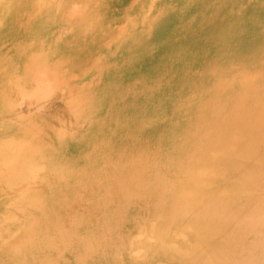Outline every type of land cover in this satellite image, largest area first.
I'll list each match as a JSON object with an SVG mask.
<instances>
[{
    "label": "rangeland",
    "instance_id": "obj_1",
    "mask_svg": "<svg viewBox=\"0 0 264 264\" xmlns=\"http://www.w3.org/2000/svg\"><path fill=\"white\" fill-rule=\"evenodd\" d=\"M91 1L0 0V80L4 84L8 82L6 74L11 71L15 62L24 61L20 58H15L18 51L15 47L20 46L21 51H18V53L21 56H26L27 53H31L30 50L33 44L38 42L50 44L57 42L60 37L65 35L67 27L75 24V21L81 16L86 17L89 15L90 7H94V3L108 7L106 8V13L108 14L102 11L101 18L104 17V20H106L108 15L107 23L115 34V40L111 47H107L104 42L93 41L91 40L92 38H88V41L91 40L89 44L81 43L76 37L71 35V38L68 39L67 47L70 46L67 50L68 52H62L63 58H65L66 63L68 62V70L65 76L63 73L54 70V63L48 58H45L44 61L37 59L26 61L23 69L20 67L13 73L14 78H12L11 82L14 84L16 81H21L23 82L21 85L26 84L25 86L27 87L22 86L20 90L18 88L15 89L17 92L15 93L14 91V102L22 98L20 100L24 106L22 113H24L27 125L41 126L38 128L39 130L37 129L38 134L35 135L17 129L3 132L0 136V143L6 146L5 153H11L22 144L31 142L35 137L48 138L53 134L52 131L61 134L63 136L61 141L67 144L63 148H56L57 150L65 149L63 154L58 151V154L47 155L46 159L37 158L39 162H42H40L43 166L40 170L42 176L45 172L48 176H51V171V179L43 183L34 184L35 186H32L34 188L29 190L21 189L15 193L12 191L11 186H8L12 185V183L7 184L0 180V264H121V262L122 264H158L155 262L159 260L165 261V264H176L178 262L179 264H196V262H200L199 264H213V261L214 264L219 261V264H227L228 262V264H232L235 263L233 260L238 257L237 261L241 262L239 264H242V261L244 264L247 261L245 258H250L248 257V252L253 253V256L255 254L253 243L257 239L256 232L254 234L250 231L253 229L247 226L243 229V225L240 222L238 223L237 220L230 222L235 217V211L234 213H228V215L225 214L223 218L224 214L222 212L220 215L214 213L215 207L217 205L219 207H227V204H229L228 207L231 206L237 209L238 205L239 207H244L250 205L253 200L254 203L252 204H261L264 207V182L259 186V189L258 186L255 189L252 186L251 189L246 188L247 190L250 189L249 191L244 192L246 189L242 190L243 193H250L252 196L241 194V191L233 194L231 192L239 184L240 180L238 179L240 178H237L233 186L231 182L223 183L217 179H213L214 182H212L210 178L199 176L198 168H206L209 163L196 149L207 148L209 150L211 148L212 152L216 154L215 160L217 164L213 162L212 165L213 167L214 165L216 166L214 169L217 173L221 172V169L228 167V174L226 173L228 171L224 172L223 170L222 172L228 176L231 174L229 177L236 175L235 169L230 165L234 159L229 161L234 156L228 153L231 156L229 157L227 155L228 148L226 149L227 151L223 149L224 141L219 139L221 130L216 126L220 127V129H227L223 140L229 137L225 141H233L236 137H239V132L233 125L235 117H238L243 112L253 110L264 96L262 95L261 97L262 90L264 94V83L262 82L264 79V65L260 67L257 62L245 61L243 59L244 52L235 41L236 34L239 36L241 33L246 35H264V0H234V2L233 0H94V3H91ZM229 9L232 10L229 11ZM22 11L23 13H21ZM211 18L212 20H210ZM26 19L29 21H26ZM89 33L93 32L90 31ZM131 33L134 34V38L130 35ZM135 34L138 35L136 36L137 41L139 37L138 42L135 40ZM128 37L129 39H127ZM125 40L128 41L126 42ZM137 45L140 46L137 47ZM134 46L136 49L132 48ZM87 58L89 59L88 62ZM262 61H260L261 64L263 63ZM31 66H35V68L30 69ZM94 66H99V68L95 69ZM118 74L122 75L123 79ZM110 75H113L112 79L116 84L113 83ZM23 78L25 79L23 80ZM261 78L260 83L259 79ZM257 80L258 82H256ZM8 85L11 86V83ZM84 88L91 90L89 93L86 91L85 95L87 96L85 98H79L81 100L80 106L83 109L90 103V100L87 99L89 96L99 94L92 107L96 108L91 111L92 116H86L87 118L85 117L79 124L78 115L80 112L77 110L72 116L70 111L73 98H78ZM93 88L98 91L91 93L92 90L94 91ZM103 88L104 90H102ZM229 88L230 90H228ZM25 89L28 92L29 90L30 92L33 91L30 93L32 96L29 94L30 96L27 99L21 96L26 91ZM214 89L216 91L212 92ZM229 93L232 95H229ZM23 99H26V102ZM28 99L30 102L27 101ZM206 101L210 105L212 101H215L216 105L212 103L211 107L208 105L205 110ZM216 101L221 103L217 104ZM228 104L234 107L232 108ZM251 105L255 107H251ZM27 106L30 109H27ZM249 108L252 109L249 110ZM27 110L28 113L26 112ZM219 110L220 112H218ZM214 112L216 116H213ZM220 116H222L221 120L223 119L221 122ZM213 117H218L216 119L220 123L217 122V125H215L217 120H214ZM29 120H31V124ZM198 120L199 124L197 126ZM213 121H215L214 124ZM33 123L36 124L33 125ZM206 125H208V129L205 127ZM251 132L253 133H247V137L250 134L254 137L251 140L258 138V136L260 137V133L257 131ZM194 134H197L198 138ZM194 136L195 139H193ZM213 137L216 141L214 140L211 145ZM243 137L248 139L243 133L239 140H245ZM182 139L186 140L183 142ZM188 140L189 143L186 142ZM251 140L246 142V144L243 141L245 145L241 142L238 143L243 144L245 147ZM51 141L54 142V147L60 145L59 140L55 136L52 137ZM192 141H195V143ZM55 143L57 144L55 145ZM179 143L182 144L179 151L173 149ZM217 143L220 145H217ZM238 143L235 147L236 149L240 148ZM224 146L226 147V145ZM54 147L51 149L52 151ZM240 150L238 149V151ZM220 155L226 156V158H223L225 161L227 159L228 162H224L222 157L221 161ZM43 158L45 157L43 156ZM192 163L196 166L194 172L197 173L187 171L188 166ZM221 164H224V168L221 167ZM62 168L63 172L60 171ZM74 170H77V172L75 173ZM163 178L166 179L165 183ZM201 178L206 184L201 181ZM158 180L159 182H157ZM168 180L172 182H168ZM185 180L192 183H188ZM211 182L214 184L212 185ZM156 183H159L158 189L155 188L157 186ZM169 183H172V186ZM161 184L165 185L162 186ZM188 184L190 187L186 188ZM191 185H193L194 189ZM166 186L170 189L169 193H167L168 188ZM216 186L221 189L218 193ZM227 186L230 189H227ZM151 188L154 192L151 191ZM203 188L205 190L208 188V190H200ZM155 189L156 191L158 190V195ZM172 189L174 193H172ZM251 190H254L253 193H251ZM221 191L224 192L223 196L220 193ZM199 192H202V196ZM213 192H216L217 195L220 194L219 196L222 200L224 195L227 197L229 194L228 198L234 200L232 202V200L226 198L221 202V199H217L219 196L213 194ZM166 194L168 195L166 196ZM169 194H174L173 199V195L170 196ZM198 194L200 195L199 198ZM164 195L165 198H163ZM187 195H191L192 198L186 200ZM157 197L159 198L158 200ZM252 197L255 199H252ZM16 199L21 201L23 205L17 206L14 202ZM151 199H154V201ZM245 199L247 201L249 199L248 203ZM163 200H167L165 204H163ZM244 202L245 204H243ZM159 203L163 205V210ZM173 205L174 207L171 208ZM158 206H161L160 209L157 208ZM153 207L155 208L153 209ZM219 207L217 206V208ZM205 208L210 210L206 209L205 213L203 210ZM160 210L162 211V216L160 215L162 220L157 215ZM168 210H173V213L170 211L171 213L169 212L168 214ZM163 214H168V217L166 215V220L169 218L168 221L170 223L168 221V224L165 223L166 220L163 219L165 215L163 217ZM171 215L172 218H170ZM227 216L228 220H225ZM178 218L181 219L177 220ZM199 218H201V221ZM209 218L215 220V223L209 224V226L214 224L211 228L207 227L208 221H211ZM153 220L155 222L156 220L160 221L159 225L158 222L156 224ZM203 220L206 221L201 225ZM218 220H222L221 224ZM177 222L178 225L176 224ZM163 223L165 225H162ZM217 223H219L218 228L216 226ZM139 224L141 228H139ZM232 224L233 226L231 227ZM154 225L156 229H158V226L166 228H163L162 232L160 230L161 233H159V230H155ZM220 225L227 226L226 228L230 226L228 229L231 228V233L235 232L234 234H236L237 232L238 240H235L237 238L235 235V239L231 241L227 237L229 231L223 226L220 227ZM206 227L212 229L209 236L212 235L215 228V231H218L219 227L223 231H218V233L220 232L219 234L217 233L219 236L215 235L216 231L214 232L215 234L213 233L214 237L209 238L211 242L208 247H212L210 248L212 251L209 250L211 253L204 256L203 259L194 261L195 259L192 258H194L195 254L192 250L189 251L186 248L187 241L190 239L187 237L193 236L197 231L202 233L203 230V234L204 232L207 234ZM173 229H175L176 233H173ZM248 229L249 232L247 231ZM244 230L248 233L246 234ZM180 232L184 233L186 238H181ZM242 232L243 235H246L247 240H245V236V238L241 237L243 236ZM140 234L144 236V239L140 238L142 237ZM132 235L136 236L133 237ZM176 235L180 237L176 238ZM225 235L228 241L226 237H224V240L223 238H218ZM214 238L215 241L219 239H221L219 241H223L224 246L222 245V249H220V244L222 243L212 241ZM148 239L150 240L149 246L146 245ZM224 242H228V245L226 244L227 247ZM230 242L233 245L236 244V247L239 244V248L242 246L244 248L234 251ZM152 244L155 245V249ZM212 244H214L215 248H213ZM169 245H172V247ZM134 246L136 249L140 248V250H143L139 253L140 250L134 249ZM158 246L159 249H157ZM235 246H233L234 249H236ZM152 247L153 251L151 250ZM177 248L179 249L177 250ZM223 248H226L227 252ZM245 248L249 250L247 253L243 252L241 260L238 255L240 253L242 256L241 250L245 251ZM167 249L168 253L166 255ZM219 249L223 250L222 253ZM185 250L186 252H184ZM187 250L190 254L189 256L186 254ZM157 251L159 254L156 253ZM173 251L175 254H172ZM213 251L214 253H212ZM218 251L219 253H217ZM178 252L180 253L179 255ZM190 252L193 253V256ZM224 252H226V255L230 252V256L222 255ZM127 253L129 254L127 255ZM162 253L163 255H161ZM250 254L249 256H251ZM219 255L220 257L224 256L227 261L228 257L234 258H229L230 260L227 262L222 257L225 260L224 262L222 259L220 260ZM149 256L150 258H148ZM166 256L170 257L166 259ZM171 256L175 258L173 259ZM213 256H217V258ZM208 258L211 259L209 260ZM214 258L218 261L214 260ZM172 259L173 261L171 262L170 260ZM148 260L150 261L149 263L147 262ZM244 260L246 261L244 262ZM189 261L192 262L190 263Z\"/></svg>",
    "mask_w": 264,
    "mask_h": 264
},
{
    "label": "bare ground",
    "instance_id": "obj_2",
    "mask_svg": "<svg viewBox=\"0 0 264 264\" xmlns=\"http://www.w3.org/2000/svg\"><path fill=\"white\" fill-rule=\"evenodd\" d=\"M13 1V0H12ZM23 1V0H22ZM225 1V0H224ZM223 1V2H224ZM105 2V1H104ZM149 2V1H148ZM233 2H234V0H233ZM60 3V2H59ZM91 3H94V0H92L91 1ZM144 3V2H143ZM221 3V2H220ZM228 3V2H227ZM231 3V2H230ZM241 3V2H240ZM54 4V3H53ZM235 4V3H234ZM236 4H238V3H236ZM33 5V4H32ZM49 5V4H48ZM47 5V6H48ZM70 5V4H69ZM94 7H90L91 9H90V13H89V15L88 16H86V17H83V16H81L79 19H77L76 21H75V24H71V27H67L66 28V30H65V35L63 36V37H60L58 40H57V42H56V44H55V42H53V43H44V42H38V43H36V44H33L32 46V49L30 50L31 51V53L30 54H26V56L25 55H23V56H21L20 55V53H18V51H21V49L19 48L20 46H17V47H15V49L16 50H18L17 51V53H16V55H15V58H20L21 60H24V61H21V62H15V65L12 67V69H11V71L8 73V74H6L7 75V77H6V79H8V82L6 83V84H4L3 83V81H1L0 80V136L2 135V133L3 132H6V131H14V130H22V131H24V132H29V133H32L33 135H35V134H38L37 133V129L41 126V125H34V124H36V123H33V125L34 126H29V125H27L26 124V121H25V117H24V113H22V111H23V102H21L20 100L22 99H19V101H17V102H14V91H15V93L17 92L15 89L16 88H18L19 90H20V88H22V86H24V87H26L25 85L26 84H24V85H21L23 82H21V81H16L14 84L11 82V80H12V78H14V72H16L20 67L23 69V66H24V64H25V62L26 61H29V60H32V59H37V60H41V61H44L45 60V58H48V59H50L51 61H53V63H54V66H53V68H54V70L55 71H58V72H61V73H63L64 74V76H65V74H66V71L68 70V62L66 63V61H65V58H63V54H62V52L64 53V52H68L67 50H68V48L70 47H67V45H68V39L69 38H71L70 36L71 35H73L74 37H76L77 39H78V41H80L81 43H85V44H89L90 42H91V40H93V41H101V42H104L105 43V45H107V47H111L112 46V44H113V42H114V40H115V34H114V32L113 31H111V26L110 25H108V23H107V21H108V15H107V17H106V20H104V17L103 18H101V15L103 14L102 13V11H104L105 12V14H108V13H106V8H108L107 6H104V5H100V4H95L94 3ZM225 5H226V2H225ZM229 5V4H228ZM242 5V4H241ZM240 5V6H241ZM65 6V5H64ZM217 6V5H216ZM19 7V6H18ZM32 7V6H31ZM238 7V6H237ZM22 8V7H21ZM21 8H20V11H21ZM64 8V7H63ZM224 8V7H223ZM16 9V8H15ZM62 9V8H61ZM216 9H217V7H216ZM222 9V8H221ZM28 10V9H27ZM63 10V9H62ZM226 10V9H225ZM232 10V9H231ZM230 9H229V11H231ZM11 11V10H10ZM16 11V10H15ZM215 11V10H214ZM30 12V11H29ZM225 12V11H224ZM224 12H221V13H224ZM227 12V11H226ZM233 12V11H232ZM235 12V11H234ZM21 13H23V11L21 12ZM20 13V14H21ZM16 15H17V13H15ZM229 14V13H228ZM8 15V14H7ZM31 15V14H30ZM51 16V15H50ZM68 16V15H67ZM66 16V17H67ZM104 16V15H103ZM17 17V16H16ZM36 17V16H35ZM52 17V16H51ZM54 17V16H53ZM221 17V16H220ZM19 18V17H18ZM30 18V17H29ZM61 18H63V17H61ZM17 19V18H16ZM35 19V18H34ZM52 19V18H51ZM50 19V20H51ZM64 19V18H63ZM19 20V19H18ZM25 20V19H24ZM49 20V21H50ZM55 20V19H54ZM210 20H212V18L210 19ZM209 20V21H210ZM26 21H29V20H27L26 19ZM25 21V22H26ZM66 21V20H65ZM109 21H110V19H109ZM116 21V20H115ZM14 22H15V20H14ZM58 22H60V21H58ZM68 22V21H67ZM220 22H222L221 20H220ZM23 23V22H22ZM112 23H113V21H112ZM211 23H212V21H211ZM231 23V22H230ZM234 23V22H233ZM52 24V23H51ZM54 24V23H53ZM64 24V23H63ZM206 24H208V23H206ZM232 24V23H231ZM27 25V24H26ZM48 25V24H47ZM46 25V26H47ZM227 25V24H226ZM225 25V26H226ZM14 27H15V25H13ZM59 26V25H58ZM232 26H234V25H232ZM2 27V26H1ZM25 27H27V26H25ZM24 27V28H25ZM37 27V26H36ZM40 27V26H39ZM62 27V26H61ZM229 27V26H228ZM22 28V27H21ZM227 28V27H226ZM15 29V28H14ZM232 29H233V27H232ZM17 30V29H16ZM15 30V31H16ZM26 30V29H25ZM35 30V29H34ZM21 31H22V29H21ZM38 31V30H37ZM90 31H92L93 33H89ZM122 31V30H121ZM141 32V31H140ZM139 32V33H140ZM25 33V32H24ZM34 33V32H33ZM115 33H116V31H115ZM136 34H138V33H136ZM135 34V40L137 41V37L136 36H138V35H136ZM132 37L134 36V34L133 33H131L130 34ZM40 36V35H39ZM56 36V35H55ZM58 36V35H57ZM128 36V35H127ZM126 36V37H127ZM140 36V35H139ZM231 36V35H230ZM17 37V36H16ZM19 37H20V35H19ZM28 37V36H27ZM131 37V38H132ZM33 38V37H32ZM88 38H92L91 40H89L88 41ZM134 38V37H133ZM230 38V37H229ZM22 39V38H21ZM127 39H129V37L127 38ZM131 40V39H130ZM143 40V39H142ZM141 40V41H142ZM30 41V40H29ZM33 41V40H32ZM126 41V40H125ZM128 41V40H127ZM126 41V42H127ZM138 41H139V37H138ZM137 41V42H138ZM235 41H236V43H237V45L240 47V49L244 52V60L245 61H247V62H250V61H254V62H257V64L261 67L262 65H264V60L262 61V58H263V52H264V35H258V34H250V35H246V34H243V33H241V35L239 36V35H237L236 34V36H235ZM96 42V43H97ZM55 44V45H54ZM100 44V43H99ZM140 46V45H139ZM138 45H137V47H139ZM67 47V48H66ZM100 47V46H99ZM104 47V46H103ZM22 48V47H21ZM130 48V47H129ZM132 48H135V46L134 47H132ZM217 48V47H216ZM96 49V48H95ZM120 49V48H119ZM127 49V48H126ZM136 49V48H135ZM233 50V49H232ZM94 51V50H93ZM108 51V50H107ZM120 51V50H119ZM29 52V51H28ZM5 54V53H4ZM23 54V53H22ZM91 54V53H90ZM221 54V53H220ZM105 55H106V53H105ZM118 55H119V53H118ZM2 56V55H1ZM78 57V56H77ZM87 57V56H86ZM89 57H91V56H89ZM88 59V58H87ZM101 60H103V59H101ZM16 61V60H15ZM89 61V59L87 60V62ZM223 61V60H222ZM260 61H262L263 63L261 64L260 63ZM86 62V63H87ZM116 62V61H115ZM18 63V64H17ZM223 63V62H222ZM75 64V63H74ZM96 64V63H95ZM112 64V63H111ZM116 64V63H115ZM114 65V64H113ZM112 65V66H113ZM83 66V65H82ZM115 66V65H114ZM91 67H92V65H91ZM91 67H89V68H91ZM32 68H35V66H31L30 67V69H32ZM94 68L95 69H98L99 68V66H94ZM81 69V68H80ZM84 70V69H83ZM82 70V71H83ZM21 71V70H20ZM82 71H81V73H82ZM84 71H86V70H84ZM88 73V72H87ZM20 75V74H19ZM76 75V74H75ZM88 75H90V74H88ZM0 76H1V74H0ZM112 76L113 75H110V77H111V79H112ZM118 76L121 78V79H123V77H122V75H120V74H118ZM19 78V77H18ZM22 78V77H21ZM25 78H23V80H24ZM108 79V78H107ZM16 80V79H15ZM19 80H20V78H19ZM37 80H39V79H37ZM73 80V79H72ZM261 80H262V78L261 79H259V81H260V83H261ZM53 81V80H52ZM112 81H113V83L114 84H116V82L112 79ZM11 83V86L10 85H8V84H10ZM25 82V81H24ZM37 82H39V81H37ZM183 82V81H182ZM218 82V81H217ZM256 82H258V80L256 81ZM263 83H264V79H263V81H262ZM41 83V82H40ZM170 83V82H169ZM216 83V82H215ZM36 84V83H35ZM214 84V83H213ZM238 84V83H237ZM236 84V85H237ZM257 84H259V83H257ZM37 85V84H36ZM46 85V84H45ZM232 85H233V83H232ZM246 85V84H245ZM42 86H43V84H42ZM86 86V85H85ZM234 86V85H233ZM244 86V85H243ZM255 86V85H254ZM258 86V85H257ZM263 86V85H262ZM23 87V88H24ZM40 87V86H39ZM91 87V86H90ZM217 87V86H216ZM215 87V88H216ZM240 87V86H239ZM238 87V89H240V91H242L241 90V88H239ZM27 88V87H26ZM49 88V87H48ZM254 87H252V89H253ZM34 88H32V90H33ZM94 89V91L92 90L91 91V93H96L98 90L96 89V88H93ZM181 89V88H180ZM217 89V88H216ZM219 89V88H218ZM232 89H234V88H232ZM243 89V88H242ZM252 89H251V92H252ZM264 89V88H263ZM21 90H23V89H21ZM26 91H24L23 93V95L21 94V96L23 97V98H26L27 99V97H29L31 94L30 93H32L33 91H35V90H33L32 92H30V90H29V92H28V90L27 89H25ZM90 90L91 89H89V88H84L81 92H80V96L78 97V98H73V101H72V106H71V111H70V113L72 114V116L77 112V110L80 112V114L78 115V123L80 124V122L83 120V119H85V117L87 116H92V113H91V111H94L96 108H92L93 107V104H94V102L96 101V99L98 98V94L99 93H97V94H95V95H91V96H89L87 99L88 100H90V105L89 104H87L86 106H85V109H83L81 106H80V102H81V100L79 99V98H81V97H83V98H85L87 95H85V93H86V91H87V93H89L90 92ZM97 90V91H96ZM102 90H104V88L102 89ZM222 90V89H221ZM228 90H230V88L228 89ZM253 90H255V89H253ZM216 90L214 89V91H212V92H215ZM226 91V90H225ZM237 91V90H236ZM256 91V90H255ZM40 92H41V90H40ZM250 92V91H249ZM12 93V94H11ZM27 93V94H26ZM262 93V94H261ZM260 94H261V97H262V95H264L263 94V90H262V92H261ZM30 94V95H29ZM51 94V93H50ZM229 95H232V94H230L229 93ZM237 95H239V94H237ZM237 95H235V96H237ZM254 95V94H253ZM256 95V94H255ZM32 96V95H31ZM177 96V95H176ZM175 96V97H176ZM180 96V95H179ZM178 96V97H179ZM234 96V95H233ZM232 96V97H233ZM252 96V95H251ZM40 97V96H39ZM48 97H50V96H48ZM229 97V96H228ZM19 98H20V93H19ZM37 98V97H36ZM177 98V97H176ZM25 99V100H26ZM179 99H181V98H179ZM207 99H209V98H207ZM214 99H216V98H214ZM226 99V98H225ZM224 99V100H225ZM24 100V99H23ZM24 100V102H26ZM37 100V99H36ZM175 100H177V99H175ZM210 100V99H209ZM212 100V99H211ZM223 100V99H222ZM27 101H29V99L27 100ZM44 101V100H43ZM230 101V100H229ZM254 101V100H253ZM30 102V101H29ZM47 102V101H46ZM217 102V104L218 103H221V102H218V101H216ZM224 102V101H223ZM225 102H226V100H225ZM36 103V102H35ZM209 102L208 101H206V103H205V110L207 109V107H208V105H210V103L208 104ZM212 103L213 104H215V101L213 102L212 101ZM212 103H211V105H212ZM230 103V102H229ZM252 103V102H251ZM254 104V103H253ZM252 104V105H253ZM27 105V104H26ZM33 105V104H32ZM211 105H210V107H211ZM216 105V104H215ZM228 105H231V104H228ZM233 105H235V104H233ZM251 105V107H255V106H252ZM232 106V105H231ZM230 106V107H231ZM234 106H232V108H233ZM238 107V106H237ZM29 107L27 106V109H28ZM32 108V107H31ZM203 108H204V106H203ZM212 108H214V109H216L215 107H212ZM219 108H220V106H219ZM236 108V107H235ZM30 109V108H29ZM42 109V108H41ZM209 109V108H208ZM250 109H252V108H249V110ZM69 110H70V107H69ZM140 110V109H139ZM204 110V111H205ZM225 110V109H224ZM227 110H228V106H227ZM231 110V109H230ZM34 111V110H33ZM38 111H39V109H38ZM210 111H212L211 109H210ZM25 112V111H24ZM27 113H28V110L26 111ZM37 112V111H36ZM78 112V113H79ZM173 112V111H172ZM171 112V113H172ZM218 112H220V110L218 111ZM217 112V113H218ZM228 112V111H227ZM226 112V113H227ZM231 112V111H230ZM26 113V114H27ZM213 113V112H212ZM26 114H25V116H26ZM36 114V113H35ZM216 113L214 112V115L213 116H216L215 115ZM231 114V113H230ZM27 115H29V114H27ZM31 115V114H30ZM37 115V114H36ZM173 115V114H172ZM203 115H205V114H203ZM218 116V115H217ZM224 116H226L225 114H224ZM224 116H223V118H224ZM29 117V116H28ZM86 117V118H87ZM221 117L222 116H220L219 117V119H220V122L223 120H221ZM237 117V116H236ZM235 117V120H233L234 121V123H233V125H234V127L236 128V130H237V132H239V137H242V135H243V133H244V135H245V137H247V133L248 132H250V133H253V132H251V131H257L258 133H260V137L258 136V138H256V139H254V140H251V138L253 137L251 134V137H247L249 140H251V142L249 143V144H247L245 147H244V145L246 144V142H249V140L248 139H246V138H244L245 140H243V141H245L244 143H243V141L241 140H239V137H236L233 141H225L227 138H229V137H227V136H229L228 134H227V138L225 139V140H223L224 138H225V135H226V132H227V129L225 128V126H224V128L225 129H223L222 127V129H220V127H218V126H216L219 130H221L220 132H219V139H222V141H224V144L222 145V147H223V149L224 150H226L227 148H228V152H227V155L229 156V157H231V156H234L232 159L230 158L229 159V161H231V160H233L232 162H231V166L235 169L234 171H235V173H236V175H234V176H231V177H229L227 174L229 173V171L227 170V168L228 167H226V168H224V164H221V167L222 168H224V169H221V172L224 170V172H226V171H228V172H226L227 174H225L224 172H219V173H217V171L214 169V167H216L215 165H214V167H213V162H215L216 164H217V162H216V160H215V157H216V154H215V152H212V150H211V148L208 150L207 148H203L202 150L201 149H196V151H199V153L205 158V160H207V162L209 163L207 166L208 167H206V168H201V167H199L198 168V171L197 172H199L198 174H199V176H201V177H203V178H210L211 179V181L212 182H214V180L213 179H217V180H219V181H222L223 183L225 182V183H229V182H231V184H233V186H234V182L235 181H237V178L239 177L240 179H238V180H240V182H239V184L235 187V189L231 192V193H233V194H235L236 192H238V191H241L242 193L241 194H246V193H243V191L242 190H244V189H246L247 187L248 188H250L251 189V187L252 186H254V189L256 188V186H258V189H259V186L260 185H262V183L264 182V96L260 99V102L258 103V105H257V107H255V108H253V110H251V111H249V112H243V113H241V114H239V116L236 118ZM201 118V117H200ZM202 118H203V116H202ZM214 118V120L216 119V118H218V117H213ZM212 118V119H213ZM229 118V117H228ZM30 119H32V118H30ZM202 120V119H201ZM201 120H200V122H201ZM206 120V119H205ZM217 120V119H216ZM30 121V124L32 123L31 122V120H29ZM36 121V120H35ZM204 121V120H203ZM207 121V120H206ZM205 121V122H206ZM61 122V121H60ZM205 122H203V123H205ZM210 122V121H209ZM214 122L215 121H213V124H214ZM217 122H218V120L216 121V123H215V125H217ZM220 122H218V123H220ZM64 123V122H63ZM70 123V122H69ZM128 123V122H127ZM211 123H212V121H211ZM198 124H199V120H198V123H197V126H198ZM207 124V123H206ZM209 124V123H208ZM125 125V124H124ZM203 125V124H202ZM202 125H200V126H202ZM222 125H223V123H222ZM194 126V125H193ZM207 126L208 125H206L205 127L207 128ZM127 127H128V125H127ZM160 127V126H159ZM163 127H165V126H163ZM231 127V126H230ZM60 128V127H59ZM123 128H124V126H123ZM200 128V127H199ZM205 128V129H206ZM62 129V128H61ZM126 129V128H125ZM198 129V128H197ZM208 129V128H207ZM39 130V129H38ZM210 130H211V128H210ZM57 131H59V130H57ZM142 131V130H141ZM141 131H140V133H141ZM144 131V130H143ZM205 131V130H204ZM230 131H232V130H230ZM53 132V134L52 135H50V137H48V138H45V137H39V138H34L31 142H28V143H25V142H23V143H25V144H22L21 146H19V147H17L15 150H13L11 153H5V149H6V146L5 145H1V143H0V180H2V181H4V182H6L7 184H11L12 183V185H8V186H11V189H12V191H14V193L15 192H18L19 190H21V189H23V190H29V189H31V188H34V187H32L34 184L36 185L37 183H39V182H41V183H43L44 181H46V180H48V179H51L52 178V172L50 171V173H51V176H48V174L45 172V174L42 176V173L40 172V170H41V168L43 167L42 166V164H40V162L37 160V158L38 157H42V159H46V156L47 155H50V154H58V151L60 152V154H63L64 152H65V149L64 150H57L56 148L57 147H61V148H63L67 143L65 142H62L61 141V138L63 137V136H61V134H59V133H56V132H54V131H52ZM166 132H168V131H166ZM202 132V131H201ZM229 132V131H228ZM208 133V132H207ZM246 133V134H245ZM257 133V134H258ZM116 134V133H115ZM114 134V135H115ZM189 134V133H188ZM198 134V133H197ZM196 134V135H197ZM200 134V133H199ZM216 134H217V131H216ZM24 135V134H23ZM162 135H163V133H162ZM195 135V134H194ZM195 135V136H196ZM25 136V135H24ZM53 136H55L58 140H59V144L60 145H57V146H55L54 147V142H52L51 140H52V137ZM195 136H194V138L193 139H195ZM208 136V135H207ZM206 136V137H207ZM27 137H28V135H27ZM197 138H198V136H196ZM19 138V137H18ZM25 138V137H24ZM31 138V137H30ZM66 138V137H65ZM116 138V137H115ZM125 138V137H124ZM152 138V137H151ZM158 138V137H157ZM162 138V137H161ZM254 138V137H253ZM20 139V138H19ZM25 139H27V138H25ZM126 139V138H125ZM159 139V138H158ZM212 139V138H211ZM22 140V139H21ZM121 140V139H120ZM183 140V139H182ZM184 140H186V139H184ZM184 140H183V142H184ZM214 140H215V138L213 137V142H211V145L214 143ZM248 140V141H247ZM27 141H28V139H27ZM110 141V140H109ZM112 141V140H111ZM116 141V140H115ZM196 141V140H195ZM195 141H192V142H194L195 143ZM198 141H200V140H198ZM216 141V140H215ZM186 142H188L189 143V140L188 141H186ZM238 142H241V143H243V144H239ZM113 143H114V141H113ZM181 143V142H180ZM179 143V145L178 146H176V147H173V149H176L177 151H179V148H180V145L182 146V144H180ZM222 143V142H221ZM237 143H238V146H240V148L238 147L237 149L235 148L236 147V145H237ZM57 143H55V145H56ZM186 144V143H185ZM209 144V143H208ZM219 143H217V145H218ZM107 145H108V143H107ZM192 145V144H191ZM207 145V144H206ZM220 145V144H219ZM224 145H226V147L224 146ZM241 145H243V146H241ZM186 146V145H185ZM205 146V145H204ZM209 146V145H208ZM54 147V150L52 151L51 149ZM104 147V146H103ZM107 147V146H106ZM200 147H201V145H200ZM202 147H203V145H202ZM217 147V146H216ZM99 148L101 149V147L99 146ZM192 148H194V147H192ZM221 148V147H220ZM238 149H241L240 151H238ZM51 150V151H50ZM105 150V149H104ZM187 150H188V147H187ZM186 150V151H187ZM191 150V149H190ZM218 150H220L219 148H218ZM221 151H223L222 149H221ZM227 151V150H226ZM93 152V151H92ZM104 152V151H103ZM225 152V151H224ZM121 153V152H120ZM185 153V152H184ZM197 153V152H196ZM195 153V154H196ZM226 153V152H225ZM231 155H229V154ZM173 154V153H172ZM199 154V155H200ZM222 154V153H221ZM189 156H190V154H188ZM187 155V156H188ZM225 155V154H224ZM237 155V157H235ZM43 156L45 157V158H43ZM180 157V156H179ZM178 157V158H179ZM191 157H192V155H191ZM190 157V158H191ZM221 157H222V160L224 161V162H228V160L226 159V161H225V159L224 158H226V156L224 157V156H222V155H220V160H221ZM224 157V158H223ZM229 157H227V158H229ZM188 158V157H187ZM203 158V159H204ZM95 159V158H94ZM190 160H192V159H190ZM215 160V161H214ZM219 160V161H220ZM221 160V161H222ZM174 161V160H173ZM42 163V162H41ZM66 164V163H65ZM68 164V163H67ZM219 164H220V162H219ZM229 164V163H228ZM176 165V164H175ZM203 165V164H202ZM201 165V166H202ZM64 166V165H63ZM200 166V165H199ZM68 167V166H67ZM189 168L187 169V171L188 172H194L195 171V165L192 163V164H190V166H188ZM219 167H220V165H219ZM230 167V166H229ZM231 167V168H232ZM64 168V167H63ZM63 168L60 170V171H62L63 172ZM77 168V167H76ZM83 168V167H82ZM186 168V167H185ZM231 168H229L230 170H232ZM60 169V168H59ZM74 169V168H73ZM182 169H183V167H182ZM218 169H220V168H218ZM67 170V169H66ZM79 170H81V169H79ZM178 170V169H177ZM184 170V169H183ZM60 171H59V174H60ZM173 171V170H172ZM233 171V170H232ZM68 172V171H67ZM73 172V171H72ZM71 172V173H72ZM74 172L76 173L77 172V170L75 171L74 170ZM80 172V171H79ZM175 172V171H174ZM182 172V171H181ZM197 172H194V173H197ZM49 173V172H48ZM173 173V172H172ZM182 173H184V172H182ZM232 173V172H231ZM180 174V173H179ZM179 174H177V175H179ZM64 175V174H63ZM67 175V174H66ZM174 175H176V174H174ZM158 176H160V175H158ZM186 176V175H185ZM185 176H183V177H185ZM196 176V175H195ZM165 177V176H164ZM182 177V176H181ZM39 178V179H38ZM166 178V177H165ZM165 178H163V182L165 183L166 181V179ZM175 178H177V177H175ZM178 178H179V176H178ZM177 178V179H178ZM203 178H201L202 180V182L204 183L205 181L203 180ZM38 179V180H37ZM62 179V178H61ZM159 179H160V177H159ZM174 179V178H173ZM180 179V178H179ZM162 180V179H161ZM160 180V181H161ZM206 180V179H205ZM13 181V182H12ZM170 180H168V182H169ZM185 181H188V180H185ZM184 181V182H185ZM201 181H200V183H201ZM207 181V180H206ZM218 181V182H219ZM157 182H159V180L157 181ZM170 182H172V181H170ZM177 182V181H176ZM209 182H210V180H209ZM211 182V184L213 185L214 183H212ZM179 183V182H178ZM180 183H181V181H180ZM188 183H192V182H190V181H188ZM157 184V183H156ZM159 184V183H158ZM157 184V186L155 187V188H157L159 185ZM170 184V183H169ZM184 184V183H183ZM205 184H206V182H205ZM34 185V186H35ZM154 185H153V187H154ZM162 185V184H161ZM163 185H165V184H163ZM162 185V186H163ZM171 186H172V183L170 184ZM170 185H168L167 184V186H169L170 187ZM182 185V184H181ZM200 185V184H199ZM218 185V184H217ZM58 186V185H57ZM56 186V187H57ZM166 186V187H167ZM184 186V185H183ZM192 186V188L194 189V187H193V185H191ZM207 186V185H206ZM210 186V185H209ZM208 186V187H209ZM173 187H175L174 185H173ZM179 187H180V185H179ZM178 187V188H179ZM185 187H186V185H185ZM188 187H190L189 186V184H188V186L186 187V188H188ZM202 187H204V186H202ZM217 187V186H216ZM219 187V186H218ZM217 187V188H218ZM160 188V187H159ZM164 188V187H163ZM168 188V187H167ZM177 188V189H178ZM181 188V187H180ZM191 188V189H192ZM199 188H201V187H199ZM205 188V187H204ZM200 189V190H205V189ZM216 188V189H217ZM220 188V187H219ZM218 188V190H217V193L221 190V189H219ZM223 188H225V187H223ZM231 188H232V186H231ZM247 188V189H248ZM9 189V188H8ZM58 189V188H57ZM154 189V188H153ZM158 189V188H157ZM162 189V188H161ZM160 189V190H161ZM165 189V188H164ZM174 189V188H173ZM172 189V190H173ZM175 189H176V187H175ZM212 189H215V188H212ZM226 189V188H225ZM227 189H230V187H228L227 186ZM244 190V192L245 191H249V190ZM159 190V191H160ZM198 191H199V189H197ZM206 190H208V188L206 189ZM205 190V191H206ZM209 190H211L210 188H209ZM224 190V189H223ZM151 191L152 192H154L153 190H152V188H151ZM158 191V190H157ZM156 191V189H155V192H157ZM167 191V190H166ZM214 191V190H213ZM225 191V190H224ZM229 191V190H228ZM253 191L254 190H251V193H253ZM163 192V191H162ZM162 192H160V193H162ZM170 192V189L168 188V191H167V193H169ZM172 192V191H171ZM175 192H178V191H175ZM226 192H227V190H226ZM225 192V193H226ZM164 193V192H163ZM172 193H174V190H173V192ZM200 193V192H199ZM202 193V192H201ZM201 193H200V195H201ZM209 193V192H208ZM217 193L215 192H213V194H215V195H217ZM220 193H222L221 195L223 196V194H224V192L223 191H221ZM178 194V193H177ZM157 195H158V192H157ZM168 194H166V196H167ZM170 195V194H169ZM173 195V196H172ZM172 195H170V196H172V199H173V197H174V194H172ZM200 195L198 194V198L200 197ZM205 195H206V193H205ZM210 195V194H209ZM220 195V194H219ZM219 195H217V196H219ZM230 195V194H229ZM229 195H227V197H226V195H224V199L223 200H225L226 198H228V196ZM246 195H250V196H252L250 193L249 194H246ZM28 196H29V194H28ZM194 196H195V194H194ZM202 196V195H201ZM214 196V195H213ZM213 196H212V198H213ZM221 196V197H222ZM27 197V196H26ZM176 197V196H175ZM209 197V196H208ZM246 197V196H245ZM256 197V196H255ZM262 197V196H261ZM31 198H33V197H31ZM35 198V197H34ZM163 198H165V195H164V197ZM168 198H169V196H168ZM167 198V199H168ZM177 198V197H176ZM192 198V196L191 195H187V197H186V200H189V199H191ZM212 198H211V200H212ZM223 198V197H222ZM7 199V198H6ZM42 199V198H41ZM159 198L157 197V200H158ZM162 199V198H161ZM171 199V200H172ZM217 199H221L220 198V196L217 198ZM229 199V198H228ZM251 199V198H250ZM252 199H255V198H253L252 197ZM251 199V200H252ZM31 200V199H30ZM29 200V201H30ZM152 200V199H151ZM174 200H176V199H174ZM173 200V201H174ZM206 200V199H205ZM222 199H221V202L223 201ZM229 200H232V202H233V200L234 199H229ZM228 200V201H229ZM246 200V199H245ZM244 200V201H245ZM250 200V201H251ZM27 201V200H26ZM152 201H154V199L152 200ZM167 201V200H166ZM166 201H164L163 200V204H165V202ZM220 201V200H219ZM218 201V202H219ZM227 201V200H226ZM247 201V200H246ZM248 201H249V199H248ZM248 201H247V203H248ZM257 203H258V201L257 200H255ZM14 202H15V204L17 205V206H20V205H23V203L21 202V201H19L18 199H16V200H14ZM28 202V201H27ZM252 202V201H251ZM251 202H249V203H251ZM147 203V202H146ZM146 203H145V205H146ZM161 203V202H160ZM159 203V204H160ZM231 203V202H230ZM240 203V202H239ZM252 203H254V200H253V202ZM250 204V205H247V206H244V207H239V205H238V208L236 209L235 207L233 208V207H228L229 206V204H227V207H219V205H217L219 208H217V206L215 207L216 209H215V214H217V215H220L221 214V212L224 214H222L223 215V218H224V216H225V214L226 215H228V213H234V211H235V213H234V215H235V217H234V215H233V217L235 218H233V217H230V218H233L232 220H230V222L231 221H233V220H237V222L239 223H241L240 225L243 227V229H244V227H248V228H250V229H253V230H250L251 232H256V235H257V239H256V241L253 243L254 244V247H253V249H254V256H253V253H251V252H248V250L249 249H246L245 251L244 250H241L242 251V256H241V254L239 253V255L238 256H240V258L241 257H243V252H245V253H247L248 254V257H250V258H245L246 260H244V264H264V207H263V205H259V204ZM30 204V203H29ZM44 204V203H43ZM148 204V203H147ZM152 204V203H151ZM154 204V203H153ZM173 204V203H172ZM191 204V203H190ZM233 204V203H232ZM235 204V203H234ZM243 204H245V202L243 203ZM33 205V204H32ZM144 205V206H145ZM161 206H162V210H163V205L162 204H160ZM223 205V204H222ZM3 206V205H2ZM148 206V205H147ZM160 206V207H161ZM165 206V205H164ZM169 206V205H168ZM171 206V205H170ZM212 206V205H211ZM232 206H234V205H232ZM240 206H241V203H240ZM46 207V206H45ZM160 207L158 206L157 208L158 209H160ZM174 207V205L171 207V208H173ZM187 207V206H186ZM6 208V207H5ZM4 208V209H5ZM59 208V207H58ZM155 207H153V209H154ZM170 208V209H171ZM199 208H201V206H199ZM198 208V209H199ZM209 208V207H208ZM208 208H205V209H203L204 210V212L206 211V209L207 210H210V209H208ZM4 209H2V210H4ZM169 209V208H168ZM214 209V208H213ZM201 210V209H200ZM199 210V212H201ZM34 211V210H33ZM157 212H158V210H156ZM161 211V210H160ZM160 211H159V214H157V215H159V218L162 220V218H161V216H162V211H161V213H160ZM170 211H172V213H173V210H170ZM169 210H168V214H169V212H170ZM213 211V210H212ZM157 212H155V213H157ZM166 213V212H165ZM171 213V212H170ZM206 213V212H205ZM168 214H163V217H164V215H165V217L163 218V219H167V217H168ZM186 214H188V213H186ZM191 214V213H190ZM189 214V215H190ZM200 214V213H199ZM214 214V215H215ZM154 215V214H153ZM156 215V216H157ZM161 215V216H160ZM166 215H167V217H166ZM170 216V215H169ZM199 216V215H198ZM231 216H232V214H231ZM195 217V216H194ZM205 217V216H204ZM215 217V216H214ZM237 217V218H236ZM24 218V217H23ZM145 218V217H144ZM153 218V217H152ZM151 218V219H152ZM170 218H172V215H171V217ZM207 218V217H206ZM205 218V219H206ZM217 218H218V216H217ZM222 217H220V219H221ZM223 218H222V220H223ZM229 218V219H230ZM157 219H158V216H157ZM181 219V218H180ZM179 218L177 219V220H180ZM200 219V221H201V218H199ZM219 219V220H220ZM168 220H169V218H168ZM168 220H166V222L165 223H167L168 224ZM171 220V219H170ZM209 220H211V221H208V226L207 227H210L211 228V226H213V225H210L209 226V224H211V223H215V220H216V217H215V220L212 218V219H210L209 218ZM218 220V222L220 223V222H222V220L221 221H219ZM225 220H228V216H227V219H225ZM154 222H155V220H153ZM168 221V222H167ZM190 221V220H189ZM198 221V220H197ZM205 221L206 220H203V222H201V225H202V223H205ZM32 222V221H31ZM144 222V221H143ZM157 220H156V224H157ZM163 222H164V220H163ZM227 222V221H226ZM234 222V221H233ZM159 223H160V221L158 222V225H159ZM165 223H163L162 225H165ZM170 223V222H169ZM190 223V222H189ZM199 223V222H198ZM219 223H217L216 224V226H217V228H218V225H219ZM228 223H229V221H228ZM228 223H226L227 225H228ZM238 223H236V224H238ZM151 224H152V221H151ZM167 224H166V226H167ZM177 225H178V222L176 223ZM180 224V223H179ZM221 224V223H220ZM224 225H225V223H223ZM145 225V224H144ZM224 225H220V227H225ZM139 226H140V224H139ZM174 226V225H173ZM185 226V225H184ZM186 226L187 227H189L188 226V224H186ZM233 226V224L231 225V227ZM238 226V225H237ZM144 227V226H143ZM145 227H146V225H145ZM145 227H144V229H145ZM160 227H162V226H158V229H156V227H155V225H154V228H155V230H159L158 232L159 233H161L162 232V229L164 228V226L160 229ZM169 227V226H168ZM175 227V226H174ZM173 227V228H174ZM206 227V228H207ZM219 227V229H218V231H223V230H221V228ZM227 227V226H226ZM225 227V228H226ZM230 226H228V228H229ZM139 228H141V226L139 227ZM138 228V229H139ZM166 228V227H165ZM164 228V229H165ZM177 228V227H176ZM191 228V227H190ZM206 229L207 231H208V233L206 234L205 232H204V234H203V231H202V233L201 232H199V231H197V232H195L194 233V235L193 236H191V237H187V238H190V239H188V241H187V244H186V241H185V244H186V246H184V247H186V248H188V250L190 251V250H192L193 251V253L195 254V256H194V258H192V259H195L194 261H196V260H199V259H203V257L204 256H206V255H208V254H210L211 253V249L210 248H212L211 246L210 247H208V245H210V242L211 241H209L210 239L209 238H211V237H214L213 236V233L214 232H216L215 231V229H214V231H213V233H212V235L211 236H209L210 235V233H211V230L212 229ZM225 228H223V229H225ZM228 228H226L228 231H229V233H228V231H226V229H225V231H226V233H228V235H227V237L232 241L233 239H235V237L237 236V238L235 239V240H238V235H236L237 234V232H236V234H234L235 232L232 230V232H234V233H231L230 232V229H228ZM237 228V227H236ZM241 230H242V228L241 227H239ZM143 229V230H144ZM151 229V228H150ZM171 229H172V227H171ZM182 229V228H181ZM142 230V231H143ZM160 230H161V232H160ZM168 230V229H167ZM191 230V229H190ZM201 230V229H200ZM205 230V231H206ZM209 230H210V232H209ZM237 230V229H236ZM235 230V231H236ZM246 230V229H245ZM245 230H244V232H245ZM138 231V230H137ZM172 231H174L173 233H176V231H175V229H173ZM195 231V230H194ZM193 231V232H194ZM218 231L216 232V234L215 235H217V233H218ZM240 231V230H239ZM248 232H249V229L247 230ZM146 232H147V230H146ZM157 232V234L159 235V233ZM168 232V231H167ZM179 232V231H178ZM247 232V233H248ZM250 232V234H252ZM220 233V232H219ZM218 233V234H219ZM223 234H225L224 232H222ZM240 233V232H239ZM246 233V232H245ZM244 233V234H245ZM246 233V234H247ZM137 234H139V233H137ZM136 234V235H137ZM182 233L180 232V236H181V238L182 237H185V235H184V233L182 234V235H184V236H182L181 235ZM222 234V235H223ZM255 234V233H254ZM135 235V236H136ZM141 236H142V234H140ZM148 235H149V230H148ZM166 235V234H165ZM172 235V234H171ZM171 235H170V237H171ZM174 235V234H173ZM191 235V234H190ZM208 237H207V236ZM221 235V234H220ZM236 235V236H235ZM240 235V234H239ZM242 235H243V232H242ZM255 235V236H256ZM133 236V235H132ZM131 236V237H132ZM135 236H133V237H135ZM175 236V235H174ZM173 236V237H174ZM180 236H177L176 235V238H178V237H180ZM217 236H219V235H217ZM246 237V235H243V236H241V237H243V238H245ZM144 236H142V237H140L141 239H144L143 238ZM224 237H226V235L225 236H220V237H218V238H223V240H224ZM227 237H226V239H227ZM240 237V238H241ZM254 237V236H253ZM252 237V238H253ZM136 238H138V237H136ZM135 238V239H136ZM186 238V237H185ZM242 238V239H243ZM131 239V238H130ZM139 239V238H138ZM153 239V238H152ZM151 239V240H152ZM159 239V238H158ZM225 239V240H226ZM241 239V240H242ZM127 240H128V238H127ZM180 240V239H179ZM182 240V239H181ZM219 240H221V239H219ZM218 240V241H219ZM245 240H247V237H246V239ZM130 241V240H129ZM134 241V240H133ZM148 242H147V244H146V242H145V244L146 245H148V243L150 242V240L148 239L147 240ZM178 241V240H177ZM176 241V242H177ZM212 241H214V242H216L215 241V238H214V240L212 239ZM217 241V242H218ZM227 241H228V239H227ZM239 241H240V239H239ZM243 241V240H242ZM250 241H252L251 239H250ZM154 242V241H153ZM166 242V241H165ZM164 242V243H165ZM182 242V241H181ZM207 242H209L208 244H207ZM213 242V243H214ZM238 242V241H237ZM129 243V242H128ZM144 243V242H143ZM218 243H222V244H220L221 245V248L220 249H222V245H223V241L221 242V241H219ZM217 243V244H218ZM225 243V242H224ZM234 243V242H233ZM248 243H250L249 241H248ZM154 244V243H153ZM152 244V245H153ZM167 244V243H166ZM171 244V243H170ZM174 244H176V243H174ZM215 244V246H217L216 245V243H214ZM214 244H212L213 245V248H215L214 247ZM226 244L228 245V242H226L225 243V246H226ZM230 244H232V242H230ZM229 244V245H230ZM240 244H241V241H240ZM252 244V243H251ZM252 244V245H253ZM168 245V244H167ZM177 245V244H176ZM180 245H181V243H180ZM219 245V244H218ZM233 245V244H232ZM232 245H230V246H232ZM236 244H234L233 246H235ZM238 245L239 244H237V247H238ZM244 245V244H243ZM139 246V245H138ZM149 246V245H148ZM155 245H153V247H154ZM159 246H160V243H159ZM159 246H158V248L157 249H159ZM169 246H171L172 247V245H169ZM224 246V245H223ZM229 246V247H230ZM232 246V250H240L241 248H237L236 246V249H234V247ZM28 247V246H27ZM128 247H129V245H128ZM135 247V246H134ZM142 247V246H141ZM153 247H152V251H153ZM157 247V246H156ZM174 247H177V246H174ZM227 247V246H226ZM244 248V247H243ZM242 248V249H243ZM249 248V247H248ZM134 249H136V247L134 248ZM146 249H148V248H146ZM154 249H155V247H154ZM156 249V250H157ZM179 248H177V250H178ZM219 249V251H221ZM223 249H225V251L227 250L226 248H223ZM230 249V248H229ZM121 250V249H120ZM133 250V249H132ZM136 250H140V248L139 249H136ZM135 250V251H136ZM141 250H143V249H141ZM141 250L139 251V253L141 252ZM150 250V251H151ZM188 250H187V255L189 256L190 254L188 253ZM209 250H211V251H209ZM232 250H230V251H232ZM252 250V249H251ZM148 251V250H147ZM149 251V252H150ZM219 251L217 252V253H219ZM223 251V250H222ZM222 251H221V253H222ZM234 251H232V252H234ZM134 252V251H133ZM161 252V251H160ZM184 252H186V250L184 251ZM215 252H216V249H215ZM227 252V251H226ZM226 252H224V254H222V255H226ZM253 252V251H252ZM118 253H119V251H118ZM137 253V252H136ZM156 253H158V251L156 252ZM164 253V252H163ZM163 253L161 254V255H163ZM167 253H168V249H167V251H166V255H167ZM174 253V251L172 252V254ZM190 253H192V252H190ZM193 253H192V256H193ZM212 253H214V251L212 252ZM244 253V254H245ZM251 253V254H250ZM259 253V254H258ZM122 254H123V252H122ZM129 253H127V255H128ZM133 254V253H132ZM149 254V253H148ZM159 254V253H158ZM175 254V253H174ZM180 253L178 252V255H179ZM247 254H245V256H247ZM249 254L251 255V256H249ZM260 255V257H258V255ZM135 255V254H134ZM137 255H140V254H137ZM150 255H151V253H150ZM153 255H157V254H153ZM177 255V254H176ZM178 255H177V257H178ZM182 255V254H181ZM187 255H185V256H187ZM213 255V254H212ZM211 255V256H212ZM221 255V256H222ZM229 256H230V252H229V254H228ZM228 255H226V256H228ZM113 256H114V254H113ZM238 256H236V257H238ZM119 257H120V255H119ZM123 257V256H122ZM130 257V256H129ZM154 257V256H153ZM168 257H170V256H168ZM167 256H166V259L168 258ZM172 257V256H171ZM182 257H184V256H182ZM208 257H210V256H208ZM213 257H215V256H213ZM219 257H220V255H219ZM218 257V258H219ZM223 257V259H225L224 258V256H222ZM222 257H220V260L222 259ZM131 258V257H130ZM148 258H150V256L148 257ZM155 258V257H154ZM165 258V257H164ZM173 258V257H172ZM175 258V257H174ZM173 258V259H174ZM187 258V257H186ZM207 258V257H206ZM212 258V257H211ZM210 258V259H211ZM215 258H217V256L215 257ZM214 258V260H216ZM232 258H234V257H228V261L230 260V259ZM123 259V258H122ZM132 259V258H131ZM171 259V258H170ZM173 259L172 260H170L171 262L173 261ZM181 259V258H180ZM188 259V258H187ZM209 259V258H208ZM209 259V260H210ZM222 259V260H223ZM236 259V258H235ZM234 259V260H235ZM237 259H239V257L237 258ZM237 259H236V261H234L233 260V262H238L237 264H239V262L240 261H237ZM147 260V259H146ZM150 260V259H149ZM147 261L148 263L150 262V261ZM177 260H178V258H177ZM185 260V259H184ZM226 260V259H225ZM225 260H223L224 262H225ZM241 260H242V258H241ZM137 261V260H136ZM140 261H142L141 259H140ZM153 261V260H152ZM167 261V260H166ZM179 261V260H178ZM182 261H183V259H182ZM181 261V262H182ZM194 261H193V263H194ZM208 261V260H207ZM211 261H213V260H211ZM216 261H218V260H216ZM227 261V260H226ZM227 261V262H228ZM121 262V261H120ZM124 262V261H123ZM135 262V261H134ZM159 262H163V263H160V264H165L164 262L165 261H157V262H155V263H158L159 264ZM185 262H186V260H185ZM190 262V261H189ZM192 262V261H191ZM190 262V263H191ZM205 262V261H204ZM220 262V261H219ZM219 262H217L216 264H219ZM143 263V262H142ZM145 263V262H144ZM167 263H169V262H167ZM184 263V262H183ZM200 262H196V264H199ZM229 263V262H228ZM227 263V264H228ZM235 263H232V264H235ZM241 263V262H240ZM121 264H122V262H121ZM137 264V263H136ZM172 264V263H171ZM175 264V263H174ZM176 264H179V262L178 263H176ZM185 264V263H184ZM187 264H189V263H187ZM192 264V263H191ZM206 264V263H205ZM209 264H211V263H209ZM213 264H214V261H213ZM224 264V263H223ZM242 264H243V261H242Z\"/></svg>",
    "mask_w": 264,
    "mask_h": 264
}]
</instances>
